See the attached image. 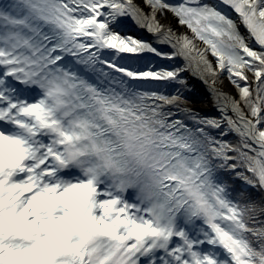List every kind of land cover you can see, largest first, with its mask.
Segmentation results:
<instances>
[{
  "label": "snow or ice",
  "instance_id": "1",
  "mask_svg": "<svg viewBox=\"0 0 264 264\" xmlns=\"http://www.w3.org/2000/svg\"><path fill=\"white\" fill-rule=\"evenodd\" d=\"M143 4L0 8V264H264V0ZM166 12L193 38L164 30ZM189 71L220 113L181 109L192 126L166 92Z\"/></svg>",
  "mask_w": 264,
  "mask_h": 264
},
{
  "label": "rangeland",
  "instance_id": "2",
  "mask_svg": "<svg viewBox=\"0 0 264 264\" xmlns=\"http://www.w3.org/2000/svg\"><path fill=\"white\" fill-rule=\"evenodd\" d=\"M7 2H9V0H0V6L1 5H4L5 3H7ZM133 2L137 5V6H139L140 8H141V10L143 11V12H145V13H148V11H149V9L143 4V0H133ZM208 2V1H207ZM209 3H211V2H209ZM1 8V7H0ZM168 18H172V21H173V23H176V25L178 26L176 29H185L187 32H189V33H191L186 27H181V25H179V23H178V21H177V19L175 18V17H173L172 16V14L171 13H165L163 16H157V19H158V21L160 22V24L161 25H163V27H166V24L164 23V21L166 20V19H168ZM126 21H127V29H129V28H133L134 30H136V34H134V36H136L137 38H140V39H145V40H147V41H149V42H151L155 47H157L159 50H161V51H163V52H171L172 51V48L169 46V45H166V44H159V43H157V37L156 36H153V35H151V34H149L148 36H143L142 34H140L141 33V31H140V28H138L136 25H135V23L133 22V21H131V19L130 18H126ZM164 30H166V29H164ZM241 30V32H244L243 31V29H240ZM192 34V33H191ZM191 36V35H190ZM196 41H198V40H196ZM200 42V41H199ZM202 44V43H201ZM208 56L210 57V60L212 59V64H213V66L215 67V59L210 55V53L208 54ZM209 57H208V59H209ZM166 61V63L168 64V65H172L173 64V62L172 61H167V60H165ZM152 62V61H151ZM175 63L176 64H178V65H182L183 63H184V61L183 60H181V59H178L177 61H175ZM157 65H159V64H157ZM185 73H186V75H185ZM185 73H183L182 75H183V77L188 81V84H187V89H189V91L191 92V93H193V95H194V97H195V100H194V102H191L189 105V107H190V109H192L193 111H195V112H198V113H200L201 115H203V116H214V117H219L220 116V113H217V112H213V111H204V110H202L203 108H205L206 106H208V102H207V100L206 101H203L202 99H201V97H200V94L201 93H198V91H196V87L191 83V78H193V79H195V80H198L197 79V76H194V75H192V73H191V71H189V72H185ZM222 75H224L225 76V78H226V80H227V83H228V85L233 89V90H235V88L229 83V81H228V79H227V76H226V73L225 74H221V76ZM221 76H220V79H221ZM189 77H191L190 79H189ZM220 83H222V79H221V82ZM200 84V86L202 87V89L205 91H203V93L204 94H206V99L207 98H210V97H212L211 95H210V92H209V89H207L208 87H206L205 86V84H203V83H199ZM225 85V84H224ZM204 99H205V96H204Z\"/></svg>",
  "mask_w": 264,
  "mask_h": 264
},
{
  "label": "trees",
  "instance_id": "3",
  "mask_svg": "<svg viewBox=\"0 0 264 264\" xmlns=\"http://www.w3.org/2000/svg\"><path fill=\"white\" fill-rule=\"evenodd\" d=\"M11 2H12V0H10V2L8 4H10ZM145 57L147 58V60H150V61L153 60L154 64L156 66H158V67L159 66H170V65H168L166 63L165 60H161V59H159L157 57L151 56V54H145ZM157 64H159V65H157ZM177 90L180 91L184 102L181 103L178 108L173 107L172 111L177 113V116L175 118L182 119V120L185 121V123L189 124V126H192L191 125V121L188 119V117L185 115V113L183 111H181V109H187L188 111L195 112L192 109H190V107H189L190 106L189 104L191 102H194L195 97H194L193 93H191L189 91V89H187L185 87L178 86V85H170L166 89V92L169 93V94H172V93H175ZM201 116H203V115H201ZM211 117H214V116H211ZM213 135H216L217 138H219L218 132L213 131ZM224 139L229 141V142H231V143H233V144H235L237 142V137L234 134H230L228 136H225ZM219 174L224 177V180L229 185L230 189H232V188L239 189L240 186L244 185V182L242 180L236 178L234 175H230L226 171L220 170ZM244 187H247V186H244ZM251 191H252L253 198H255L256 200H259L258 193H256L254 190H251ZM233 199L240 200L241 203H245L246 202V199H241L239 197L238 192L233 193ZM197 223L199 225V222H197Z\"/></svg>",
  "mask_w": 264,
  "mask_h": 264
},
{
  "label": "bare ground",
  "instance_id": "4",
  "mask_svg": "<svg viewBox=\"0 0 264 264\" xmlns=\"http://www.w3.org/2000/svg\"><path fill=\"white\" fill-rule=\"evenodd\" d=\"M208 2H211V3H217L218 2V0H207ZM233 16H234V14H232ZM164 23L166 24V27H164V29H168L169 27L172 29V31H173V33H175V35L176 36H181V35H186V36H188L189 38H193L192 37V34L191 33H189V32H187L184 28L183 29H176L178 26L176 25V23H173V21H172V18H168V19H166L165 21H164ZM182 27V26H181ZM241 29H243V28H241ZM140 31H141V34L143 35V36H148L149 34H148V32L145 30V29H140ZM243 31H244V29H243ZM191 35V36H190ZM194 43L196 44V47L198 48V49H200V50H203L204 49V45L203 44H201V42H199V41H194ZM209 56L207 55V58H208ZM147 61H150V60H147V58L145 59V62H147ZM209 61H212V59L210 60V57H209ZM185 75H186V73H185ZM191 77H189V79H190ZM197 79L198 80H195V79H193V78H191V83L196 87L195 89H196V91H198V93H201L200 94V97H201V99L203 100V101H206L207 100V102H208V106H206L205 108H203L202 110H204V111H213V112H217V113H219L218 111H217V108L215 107V105H214V103H213V98L212 97H210V98H207L206 99V94H204L203 93V89H202V87L200 86V84L199 83H203V84H205L198 76H197ZM221 79H222V83H220L221 82ZM221 79L219 80V83L217 84V88H218V90L219 91H221V92H223V93H225V94H227V95H229V96H232V97H234V98H237L238 99V95H237V92H236V90H233L229 85H228V83H227V80H226V78H225V76L224 75H222L221 76ZM225 84V85H224ZM205 86L207 87V85L205 84ZM208 89V88H207ZM205 92V91H204ZM204 96H205V99H204ZM229 115H232V113H231V111H229Z\"/></svg>",
  "mask_w": 264,
  "mask_h": 264
}]
</instances>
